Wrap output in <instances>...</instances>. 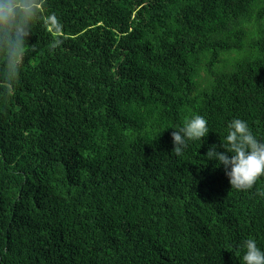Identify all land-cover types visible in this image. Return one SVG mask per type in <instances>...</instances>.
Masks as SVG:
<instances>
[{
    "label": "trees",
    "instance_id": "1",
    "mask_svg": "<svg viewBox=\"0 0 264 264\" xmlns=\"http://www.w3.org/2000/svg\"><path fill=\"white\" fill-rule=\"evenodd\" d=\"M45 2L15 94L0 90V264L264 249V176L237 191L204 158L236 118L264 139V0ZM194 115L210 130L177 157L171 133Z\"/></svg>",
    "mask_w": 264,
    "mask_h": 264
},
{
    "label": "clouds",
    "instance_id": "2",
    "mask_svg": "<svg viewBox=\"0 0 264 264\" xmlns=\"http://www.w3.org/2000/svg\"><path fill=\"white\" fill-rule=\"evenodd\" d=\"M46 9L45 0H0V57H3L0 90L6 96L15 94L25 58L30 51H35L34 44L29 43L34 29L53 19L45 16ZM60 43L57 39L51 47L54 49ZM209 130L208 121L202 115L185 121L179 130L171 133L175 155L182 157L189 142L202 141ZM204 158L223 165L232 189L247 191L264 176V139L253 134L247 121L236 118L227 125L222 143L210 146ZM258 194L264 197V192ZM242 247L243 264H264V249L256 240L246 239Z\"/></svg>",
    "mask_w": 264,
    "mask_h": 264
}]
</instances>
